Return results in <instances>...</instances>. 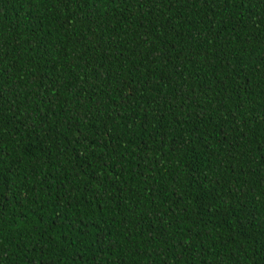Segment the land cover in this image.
Listing matches in <instances>:
<instances>
[{"label":"trees","instance_id":"obj_1","mask_svg":"<svg viewBox=\"0 0 264 264\" xmlns=\"http://www.w3.org/2000/svg\"><path fill=\"white\" fill-rule=\"evenodd\" d=\"M0 264H264V0H0Z\"/></svg>","mask_w":264,"mask_h":264}]
</instances>
